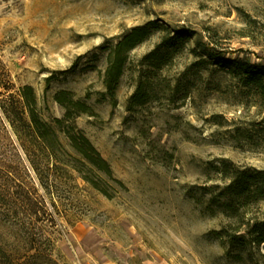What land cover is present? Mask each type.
Returning <instances> with one entry per match:
<instances>
[{
    "label": "rangeland",
    "instance_id": "1",
    "mask_svg": "<svg viewBox=\"0 0 264 264\" xmlns=\"http://www.w3.org/2000/svg\"><path fill=\"white\" fill-rule=\"evenodd\" d=\"M150 21L113 98L108 46ZM201 41L264 64V0H0V264H264V198L232 211L225 179L264 176V102ZM62 90L111 178L56 125Z\"/></svg>",
    "mask_w": 264,
    "mask_h": 264
},
{
    "label": "trees",
    "instance_id": "2",
    "mask_svg": "<svg viewBox=\"0 0 264 264\" xmlns=\"http://www.w3.org/2000/svg\"><path fill=\"white\" fill-rule=\"evenodd\" d=\"M159 24L155 21H150L144 26L133 28L129 33L121 36L114 44L108 46V66L105 72V85L108 94L115 98L116 89L120 79L123 76L124 69L127 63L128 54L135 49L139 44L148 39L153 30L159 29ZM176 35L173 40H180L183 38L193 37L194 33L182 28L175 30ZM183 35V36H182ZM200 46L207 51V55L211 60L220 64H225L232 69L236 76L240 79L246 88H250L260 97L264 102V64L251 62L250 60H242L241 58L235 60H226L224 53L217 52L215 48H211L209 43L200 42ZM22 97L24 98V105L28 109L31 122L40 137L47 139V133L43 128L44 123L37 112V99L32 86H25L21 89ZM134 99L142 101L141 95L138 93ZM56 102L65 109L63 118H56L55 123L59 129L64 132L71 141L73 148L83 157V159L96 170L103 172L107 177H112L113 172L107 160H105L93 143L80 131L75 125L74 121L81 113H90V106L87 103L76 100L74 94L62 90L55 94ZM226 171H230L229 166L226 165ZM225 179H230L231 182L227 186V190L231 196L228 206L233 211V206L236 201H245L249 203L254 198H264V176L262 174L256 175L248 171L238 170L234 174L226 172ZM90 183L97 189L95 182ZM257 239L264 238L262 230H255ZM231 244L235 241L231 239ZM8 264H23L18 258H13L6 255Z\"/></svg>",
    "mask_w": 264,
    "mask_h": 264
}]
</instances>
